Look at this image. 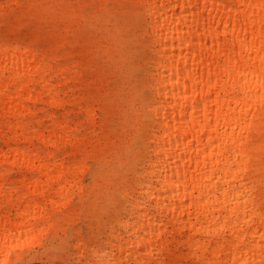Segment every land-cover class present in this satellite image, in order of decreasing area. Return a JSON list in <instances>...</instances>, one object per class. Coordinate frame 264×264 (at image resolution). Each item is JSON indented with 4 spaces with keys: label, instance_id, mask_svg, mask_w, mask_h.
<instances>
[{
    "label": "bare ground",
    "instance_id": "obj_1",
    "mask_svg": "<svg viewBox=\"0 0 264 264\" xmlns=\"http://www.w3.org/2000/svg\"><path fill=\"white\" fill-rule=\"evenodd\" d=\"M130 1L140 16L132 35L144 50L135 80L144 92L137 97L127 91L125 105L140 143L136 163L123 160L125 181L110 178L121 200L100 245L82 257L85 264H154L173 242L184 244L196 264H264V0ZM34 42L0 36L7 146L29 135L24 115L31 111L24 101L44 94L50 106L63 108L58 85L73 79L70 72L79 76L83 64ZM106 51L117 54L116 47ZM52 55L62 62L51 64ZM94 85L81 95L84 102L95 97L100 77ZM86 112L92 114L90 106ZM46 118L50 128L32 131L43 150L0 148V166L44 171L60 184L68 169L51 149L66 143L77 149L79 142L61 135L70 129L64 119ZM75 170L81 172L82 164ZM129 177L137 196L151 192L145 201L150 207L131 206L125 197ZM18 202L11 201L16 212ZM30 208L12 219L0 217V254L32 233Z\"/></svg>",
    "mask_w": 264,
    "mask_h": 264
},
{
    "label": "rangeland",
    "instance_id": "obj_2",
    "mask_svg": "<svg viewBox=\"0 0 264 264\" xmlns=\"http://www.w3.org/2000/svg\"><path fill=\"white\" fill-rule=\"evenodd\" d=\"M139 21L130 0H0V36L17 37L24 43L34 37L35 45L57 50L58 56L63 53L68 59L74 56L83 61L79 76L70 72L73 79L68 83L59 80L58 97L63 108L50 106L44 94L36 102L24 101L31 111L24 115L27 140L8 141L7 146L10 132L0 120V148L4 151L43 150L32 131L38 125L45 130L50 128L48 114L64 119L70 129L61 135L77 137L79 142L77 149L68 143L58 150L51 149L57 162L68 169L60 184L44 171L10 164L0 166V217L12 219L28 204L29 214L34 217L30 220L32 226L27 228L32 233L12 242L0 259L15 264H80L86 262L82 257L100 245L107 221L116 210L117 200H121L110 178L125 181L128 171L123 160L130 165L136 163V147L140 143L139 132L129 125L132 114L125 105L129 99L127 91L137 97L144 92L135 83L140 77L138 58L144 51L137 45L140 39L132 35L138 30ZM111 46L117 48L116 56L106 51ZM52 57L51 64L62 62L55 55ZM117 58L122 68L116 63ZM99 77L95 97L84 102L81 95L89 93ZM87 106L92 111L90 116ZM102 142H107L108 148ZM79 160L83 162L78 163ZM45 162L52 164V160ZM79 164L81 172L75 170ZM13 200L19 201L17 212L11 206ZM21 244V251L12 249ZM154 264L196 263L186 255L184 244L173 242Z\"/></svg>",
    "mask_w": 264,
    "mask_h": 264
},
{
    "label": "snow or ice",
    "instance_id": "obj_3",
    "mask_svg": "<svg viewBox=\"0 0 264 264\" xmlns=\"http://www.w3.org/2000/svg\"><path fill=\"white\" fill-rule=\"evenodd\" d=\"M127 183H128V190L127 192H125V197L128 199L131 206L133 207L139 206L142 209L146 207H150V205L146 204L145 201H147L150 198L151 192L141 191L140 195L137 196L136 194L138 189L135 187V180L132 177H129ZM133 199L138 201V204H133L132 203ZM0 264H15V262L9 259H0ZM80 264H85V262L81 261ZM92 264H95V262H92Z\"/></svg>",
    "mask_w": 264,
    "mask_h": 264
}]
</instances>
